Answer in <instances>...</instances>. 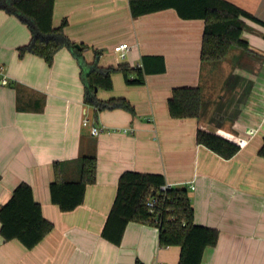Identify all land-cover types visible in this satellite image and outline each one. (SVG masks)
<instances>
[{"label": "crops", "instance_id": "0c3cea01", "mask_svg": "<svg viewBox=\"0 0 264 264\" xmlns=\"http://www.w3.org/2000/svg\"><path fill=\"white\" fill-rule=\"evenodd\" d=\"M228 1L264 22V0ZM64 19L65 33L85 46L89 63L135 67L145 56H163L166 71L147 75L144 85H129L123 72H114L113 88L99 89L98 98H124L135 113L97 111L84 101L73 53L61 49L51 65L33 53L21 55L31 30L0 9V208L26 182L54 224L27 248L4 239L0 222V264H179L181 247L160 245L151 223L130 222L120 245L102 236L126 171L162 174L167 184L188 189L195 223L220 233L201 264H264V25L247 19L242 37L249 50L232 46L224 59L204 61L205 20L183 19L173 8L134 17L130 0H56L53 25ZM120 43L129 46L124 60L114 51ZM177 87L201 89L198 118L171 115ZM86 118L103 131L94 135ZM199 129L240 150L221 156L198 142ZM83 156L97 158L96 181L81 205L62 211L52 202L51 183L77 179Z\"/></svg>", "mask_w": 264, "mask_h": 264}, {"label": "trees", "instance_id": "16d2710c", "mask_svg": "<svg viewBox=\"0 0 264 264\" xmlns=\"http://www.w3.org/2000/svg\"><path fill=\"white\" fill-rule=\"evenodd\" d=\"M56 0H0V9L19 17L32 33L30 42L20 48V54L33 53L48 64L54 62L56 54L68 48L81 68L85 88L84 101L97 111L123 108L135 113L134 108L124 98L102 101L97 96L99 89L113 88L112 74L123 72L129 85H144L147 75L166 71L163 56H145L143 63L131 67H101L98 59L86 61L83 44L78 46L65 33L67 19L60 26L53 25ZM134 17L173 8L183 19L205 20L201 57L204 61L224 59L232 46L249 50V43L242 34L246 20L264 25L252 13L228 0H130ZM160 60L156 66L149 60ZM202 106V91L199 87L174 88L169 99L170 113L175 118H198ZM199 143L225 158L233 157L240 146L216 133L199 129ZM264 156V144L259 150ZM80 176L77 179L58 178L51 183V199L62 211H71L84 202L89 184L96 181L97 158L83 156L80 160ZM166 184L164 175L138 171L124 172L118 183V191L113 207L107 218L102 236L120 245L130 222L151 223L159 229L162 246H180L179 264H201L208 246H214L219 239V230L198 225L194 221L195 211L186 187H172L163 191ZM157 198L158 204L150 209L146 202ZM1 234L6 240L18 239L27 248L35 247L54 227L42 211V205L34 198L32 186L23 182L17 186L11 199L0 208ZM139 264H144L139 261Z\"/></svg>", "mask_w": 264, "mask_h": 264}, {"label": "built area", "instance_id": "2783aa9c", "mask_svg": "<svg viewBox=\"0 0 264 264\" xmlns=\"http://www.w3.org/2000/svg\"><path fill=\"white\" fill-rule=\"evenodd\" d=\"M128 49H129V46H128V43H120V44H117L115 47H114V51L117 53V55L120 57V59L124 60L126 57H127V52H128ZM139 66V65H138ZM1 74V72H0ZM7 80L6 76H2V81L5 82ZM84 126H87V127H90L92 133L94 135H98L100 134L102 131H103V128H100L98 125H95L94 123H91V121L86 118L83 122ZM125 132H132V129H126ZM173 186H171L170 184H164L161 189L163 191H166L170 188H172ZM147 206L150 208V209H153L157 206L158 204V199L157 198H151V199H148V201L146 202Z\"/></svg>", "mask_w": 264, "mask_h": 264}, {"label": "water", "instance_id": "95a60500", "mask_svg": "<svg viewBox=\"0 0 264 264\" xmlns=\"http://www.w3.org/2000/svg\"><path fill=\"white\" fill-rule=\"evenodd\" d=\"M78 46L80 47V45L78 44Z\"/></svg>", "mask_w": 264, "mask_h": 264}]
</instances>
